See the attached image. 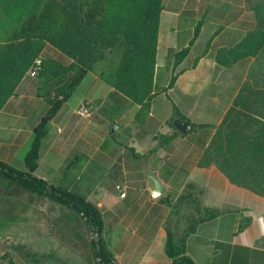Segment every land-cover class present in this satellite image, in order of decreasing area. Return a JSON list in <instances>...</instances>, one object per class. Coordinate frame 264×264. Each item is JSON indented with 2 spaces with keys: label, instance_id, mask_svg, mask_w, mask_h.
<instances>
[{
  "label": "crops",
  "instance_id": "1",
  "mask_svg": "<svg viewBox=\"0 0 264 264\" xmlns=\"http://www.w3.org/2000/svg\"><path fill=\"white\" fill-rule=\"evenodd\" d=\"M161 6L148 113L137 120L140 106L103 81L97 66L48 123L34 175L99 209L114 264H172L165 224L187 183L204 190L205 207L223 211L187 238L192 262L264 264V198L232 185L215 166H197L254 64L247 57L223 67L216 55L256 29L255 13L247 0H161ZM10 28L0 21V35ZM60 56L46 45L38 57ZM39 89L29 68L0 111V161L19 171L48 111ZM84 104L91 113L81 117L76 111ZM177 119L190 125L187 134L175 128ZM146 167L167 187L156 200Z\"/></svg>",
  "mask_w": 264,
  "mask_h": 264
},
{
  "label": "trees",
  "instance_id": "2",
  "mask_svg": "<svg viewBox=\"0 0 264 264\" xmlns=\"http://www.w3.org/2000/svg\"><path fill=\"white\" fill-rule=\"evenodd\" d=\"M247 4L255 13L256 29L234 48L219 51L216 61L229 67L253 57L254 64L197 166H215L232 185L264 198V0ZM161 10V0H0V21L11 27L0 35V111L46 45L61 55L41 57L39 96L48 111L33 131L26 170L0 161V184L61 207L64 211L53 221L60 238L88 264H114L101 213L85 196L34 175L40 146L48 123L97 66L103 81L140 106L137 120L148 113ZM162 138L161 143L170 136ZM203 193L187 183L168 202L164 250L172 264H194L186 255L187 238L200 224L223 214L203 205Z\"/></svg>",
  "mask_w": 264,
  "mask_h": 264
},
{
  "label": "rangeland",
  "instance_id": "3",
  "mask_svg": "<svg viewBox=\"0 0 264 264\" xmlns=\"http://www.w3.org/2000/svg\"><path fill=\"white\" fill-rule=\"evenodd\" d=\"M63 211L0 184V264H88L60 238L53 221Z\"/></svg>",
  "mask_w": 264,
  "mask_h": 264
},
{
  "label": "water",
  "instance_id": "4",
  "mask_svg": "<svg viewBox=\"0 0 264 264\" xmlns=\"http://www.w3.org/2000/svg\"><path fill=\"white\" fill-rule=\"evenodd\" d=\"M173 125L183 135L187 134L191 130V127L188 123L179 119L175 120L173 122ZM145 172L148 184L150 186L149 191L152 199L156 200L162 197L167 190L166 185L156 176V174L150 168L146 167Z\"/></svg>",
  "mask_w": 264,
  "mask_h": 264
},
{
  "label": "built area",
  "instance_id": "5",
  "mask_svg": "<svg viewBox=\"0 0 264 264\" xmlns=\"http://www.w3.org/2000/svg\"><path fill=\"white\" fill-rule=\"evenodd\" d=\"M41 65H42V58H41V57H37V58L34 60L32 66H31V68H30V73L33 74V75H34V74H37V73L40 71V69H41ZM76 113H77L79 116H81V117L88 116V115L91 113V105H89V104H84V105L80 106V107L77 109ZM124 195H125V193H121V194H120V197H124Z\"/></svg>",
  "mask_w": 264,
  "mask_h": 264
}]
</instances>
